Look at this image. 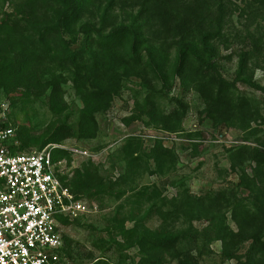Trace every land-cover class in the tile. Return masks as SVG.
Instances as JSON below:
<instances>
[{
	"label": "trees",
	"instance_id": "obj_1",
	"mask_svg": "<svg viewBox=\"0 0 264 264\" xmlns=\"http://www.w3.org/2000/svg\"><path fill=\"white\" fill-rule=\"evenodd\" d=\"M122 1L0 0V94L11 97L7 100L12 109L19 105L18 102L45 97L50 111L59 117L68 109L62 85L69 77L84 105L76 127L66 120L55 123L47 130L46 140L41 142L39 149L71 138H97L100 127L96 115L112 107L130 76L143 80L147 90L145 115L156 128L170 132L181 129L187 106L183 98H170L178 80L184 95L199 94L210 115L220 110L223 113L219 115L221 121H236L234 125L245 128L253 114L248 107L254 104L238 96L236 85L242 83L264 89L248 73L246 53L239 61L238 78L234 83L221 77L217 63L219 52L214 42L222 32V15L214 32L199 24L198 30L192 29L196 19L189 21L187 12V16L175 21L171 28V8L167 12L166 7L175 0H142L143 5L137 12L130 11L124 4L121 6ZM7 4L13 6L14 12L4 10ZM117 4L121 6L117 8H121L118 13ZM87 14L93 16L86 17ZM151 20L158 22L161 30L149 32ZM172 33L176 37L174 54L169 51L172 45L159 42V39L167 42ZM163 99L177 103L181 109H174L170 114L162 112ZM18 139L21 150L40 143L19 128ZM248 150L246 147L234 150L232 158L240 161V167L246 157L254 163V176L244 173L241 176V186L252 192L253 200L249 203L235 201V198L232 201L233 193L227 192H219L214 197L186 195L185 199L179 196L167 200L156 186L145 187L136 194L134 206L128 213H117L108 219L109 241L101 239L99 249L109 251L116 247L118 251H126L137 247L139 259L133 264H201L202 259L213 253L212 242L220 241L224 260L264 264V150L254 148L246 154ZM169 153L158 143L150 155L158 171H164L175 159ZM137 154L133 153V157ZM61 156L71 160L65 152H61ZM136 161L138 157L135 156L122 179L129 181L130 177L143 173ZM84 163L68 182L76 197L95 201L106 194L111 196L113 185L98 176L92 162ZM126 193L123 190L121 195H116L122 198ZM98 204L102 208L103 203L99 201ZM229 209L237 230L228 224ZM154 216L160 218L161 224L153 229L147 224ZM202 220L208 224L199 230L194 223ZM83 221L86 219L65 224ZM128 222L133 223L131 228L126 226ZM67 237L65 255L71 260V241ZM247 243L245 253L240 254ZM127 259L126 255L121 257L118 264H124ZM91 264L109 263L100 256Z\"/></svg>",
	"mask_w": 264,
	"mask_h": 264
},
{
	"label": "rangeland",
	"instance_id": "obj_2",
	"mask_svg": "<svg viewBox=\"0 0 264 264\" xmlns=\"http://www.w3.org/2000/svg\"><path fill=\"white\" fill-rule=\"evenodd\" d=\"M121 3V6L124 4L132 12H137L143 5L142 0H123ZM118 6L121 7L117 4L116 13L121 10H117ZM170 8L169 16L173 21L171 28L175 26V21L185 18L187 12L190 15L189 21L196 19L191 25L192 29L198 30L199 24L201 28L214 32L222 15V32L214 42L219 52L217 63L221 77L234 83L238 78L239 61L242 54L246 53L248 73L264 89V0H180L179 3L175 0L166 7V11ZM4 10L14 12L13 6L8 4ZM90 16L93 15L87 14L86 17ZM149 24V32L161 30L158 22L151 20ZM175 39L172 33L167 42L163 39H159V42L167 46L172 45L169 51L174 54ZM143 86V80L136 76H130L125 81L112 107L96 115L100 127L97 138H71L63 141L67 145L89 151L92 154L89 161L97 168L98 176L113 185L111 196L106 194L100 200H95L97 203H103L100 215L89 217L86 221L66 226L64 229L65 236L71 241L70 264H91L100 256H104L109 264H118L125 255L128 259L124 264L138 261L137 247L118 251L116 247L109 250V246H106L105 249L109 251H104L99 249V242L101 239L109 241L106 232L108 219L115 217L117 213H128L134 206L136 194L145 187L156 186L159 194L167 200H174L179 196L185 199L186 195L197 198L214 197L219 192L233 193L232 201L234 198L235 201L245 203L253 200L252 192L241 186V176L244 173L253 177L254 163L250 157H246L243 166H238L240 161L232 158V151L243 147L249 149L246 154L251 153L254 148L264 150V90L237 83L235 89L238 96L254 104L248 107L253 113L251 119L245 123V128H241L234 125L233 122L238 123L236 121H221L219 115L223 113L220 110L213 111L214 114L210 115L199 94L190 92L184 95L178 80L170 98H183L187 113L180 131L170 132L150 124V119L145 115L147 90ZM62 87L68 106L62 116L58 117L50 111L45 97L31 102H18L19 105L12 109L11 120L14 125L40 141L39 144L26 147L22 151L39 149L41 142L46 140L47 130L55 123L66 120L73 127L77 126L80 111L84 107L83 102L69 77L63 80ZM9 98L0 94V100ZM161 105V111L166 114H170L174 109H181L169 99H163ZM158 143L175 157L164 171H158L157 164L153 157H150ZM19 144L21 147L20 139ZM135 152L138 154L134 157H138L136 162L142 166L143 173L136 174L126 181L122 176L134 161ZM84 162L82 159L77 162V170ZM84 165L85 163L82 166ZM123 190L128 193L122 198L118 197L116 194L121 195ZM226 216L228 224L237 230L230 209ZM160 224V218L154 216L147 225L154 229ZM207 224V221L202 220L196 221L194 226L203 230ZM126 226L131 228L133 223L128 222ZM118 241L122 242V239L119 238ZM248 246L247 243L239 253L244 254ZM210 249L213 253L202 259L201 264H238L236 259L221 258L222 242H212Z\"/></svg>",
	"mask_w": 264,
	"mask_h": 264
},
{
	"label": "built area",
	"instance_id": "obj_3",
	"mask_svg": "<svg viewBox=\"0 0 264 264\" xmlns=\"http://www.w3.org/2000/svg\"><path fill=\"white\" fill-rule=\"evenodd\" d=\"M11 114V102L0 100V264H70L65 222L102 211L68 185L92 154L63 142L22 151Z\"/></svg>",
	"mask_w": 264,
	"mask_h": 264
}]
</instances>
